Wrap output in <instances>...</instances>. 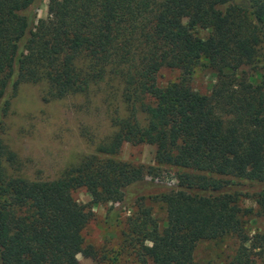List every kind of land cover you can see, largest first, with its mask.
I'll return each instance as SVG.
<instances>
[{"label": "trees", "instance_id": "16d2710c", "mask_svg": "<svg viewBox=\"0 0 264 264\" xmlns=\"http://www.w3.org/2000/svg\"><path fill=\"white\" fill-rule=\"evenodd\" d=\"M36 2L0 0V121L26 84L44 101L105 82L127 114L112 118L97 154L51 180L8 171L15 154L0 140V264L96 259L82 232L107 202L139 205L123 242L140 264H194L199 241L227 236L238 240L232 258L204 264H263L264 228L249 234L246 221L264 218V0H47L45 18ZM203 61L217 78L208 94L190 85ZM162 67L179 78L158 85ZM124 142L154 145L157 165L178 169L175 183L146 180L159 166L113 159ZM79 188L89 203L73 197ZM144 198L163 204L162 224Z\"/></svg>", "mask_w": 264, "mask_h": 264}, {"label": "rangeland", "instance_id": "374dc122", "mask_svg": "<svg viewBox=\"0 0 264 264\" xmlns=\"http://www.w3.org/2000/svg\"><path fill=\"white\" fill-rule=\"evenodd\" d=\"M33 10L38 18H45L47 0H37ZM199 35L205 37L207 32L199 31ZM179 76L178 69L162 67L157 74V84L166 86ZM216 79L213 70L203 61L194 67L190 85L197 92L208 94ZM40 89L36 85L26 84L12 98L9 111L0 121V140L6 151L15 154L12 164L4 163L8 171L13 168L19 175L30 180H51L59 177L69 165L81 157L97 154L96 146L115 130L112 118L118 113L125 116L127 110L114 97V86L105 82L91 86L83 94L44 101L41 100ZM138 118L144 122L141 113H138ZM111 157L144 167L159 166L155 161V146L148 143L124 142ZM159 168L158 174L146 175V180L154 177L160 183H175L178 171L176 167ZM235 180L245 183L249 192L253 190L252 184ZM135 193L139 195L142 192ZM72 194L81 203L90 201L84 188L74 190ZM142 203L150 209L152 218L162 224L165 219L163 204L152 198H144ZM243 205L252 207L254 212L256 210L250 199H245ZM136 207L139 205L118 202L92 206V217L82 234L84 243L94 249L97 260L78 254L80 264H140L131 248L125 247L123 242L128 218ZM113 208H117L114 213ZM246 222L249 234L264 228V218L256 213ZM237 245L238 240L232 236L199 241L193 252V263H225L232 258Z\"/></svg>", "mask_w": 264, "mask_h": 264}]
</instances>
